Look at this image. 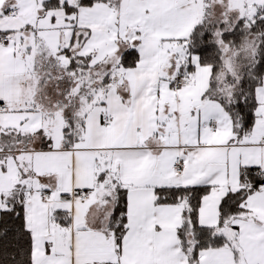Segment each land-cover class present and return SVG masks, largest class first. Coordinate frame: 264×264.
Wrapping results in <instances>:
<instances>
[{
    "label": "snow or ice",
    "instance_id": "snow-or-ice-1",
    "mask_svg": "<svg viewBox=\"0 0 264 264\" xmlns=\"http://www.w3.org/2000/svg\"><path fill=\"white\" fill-rule=\"evenodd\" d=\"M0 264H264V0H0Z\"/></svg>",
    "mask_w": 264,
    "mask_h": 264
}]
</instances>
